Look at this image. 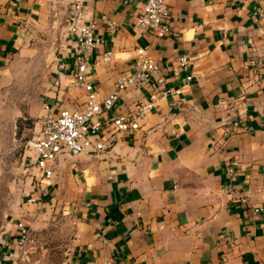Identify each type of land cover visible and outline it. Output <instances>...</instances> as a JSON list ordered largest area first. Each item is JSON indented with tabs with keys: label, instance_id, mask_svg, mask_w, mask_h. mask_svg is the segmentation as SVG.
<instances>
[{
	"label": "crops",
	"instance_id": "0c3cea01",
	"mask_svg": "<svg viewBox=\"0 0 264 264\" xmlns=\"http://www.w3.org/2000/svg\"><path fill=\"white\" fill-rule=\"evenodd\" d=\"M74 2L102 40L90 72L99 98L120 73L134 71L136 47L159 65L168 93L139 130L103 134L111 139L106 151L59 156L54 184L35 172L0 229V264L13 263L17 224L41 231L56 213L65 264H264V81L252 84L246 64L251 55L264 60V0H165L170 33L162 38L133 28L144 0ZM42 11L38 0H0V92L13 64L30 54ZM63 43L60 86L55 81L44 101L68 109L83 92L68 85L73 43ZM105 51L108 62L94 60ZM184 55L188 66L178 70ZM143 94L122 92L103 117Z\"/></svg>",
	"mask_w": 264,
	"mask_h": 264
},
{
	"label": "built area",
	"instance_id": "2783aa9c",
	"mask_svg": "<svg viewBox=\"0 0 264 264\" xmlns=\"http://www.w3.org/2000/svg\"><path fill=\"white\" fill-rule=\"evenodd\" d=\"M83 14L81 5L73 2L68 5L65 18V36L73 43L68 85L72 89H81L83 100L73 103L68 109H60L59 106L44 102L43 114L37 120L35 136L26 142L27 163L46 182V186L55 182V162L59 156H76L86 151H106L111 139L107 137V140H102L103 134H130L139 130L158 99L168 93L164 88L163 78L159 76V65L147 55L144 47H136L132 62L134 71L120 73L107 96L99 98L93 90L90 72L94 63L91 53L102 44V40L94 35L96 23L85 21ZM258 15L264 19V2ZM168 18L165 0H144L141 12L133 18L132 25L140 31L150 29L156 38H162L170 33ZM100 20L109 30L115 29L111 21L104 17ZM248 44L251 45V42L248 41ZM110 57L111 52L105 51L94 60L108 62ZM188 62L189 57L184 55L177 58L175 64L178 70H185ZM246 64L252 73V84L264 81L262 58L251 55ZM186 80H189V77ZM127 90H142L144 94L141 100L132 103L126 111H119L104 118L120 94ZM227 172L230 173L231 168H228ZM28 202L36 203L38 200L30 198ZM258 211L259 209L253 210ZM17 230L13 241L15 256L12 264L22 260V250L30 240L28 228L17 224Z\"/></svg>",
	"mask_w": 264,
	"mask_h": 264
},
{
	"label": "rangeland",
	"instance_id": "374dc122",
	"mask_svg": "<svg viewBox=\"0 0 264 264\" xmlns=\"http://www.w3.org/2000/svg\"><path fill=\"white\" fill-rule=\"evenodd\" d=\"M42 19L33 27L30 54L11 68V81L0 92V229L13 218L29 193L35 171L27 163L26 142L41 116V106L55 78L64 44L67 7L74 0H38ZM60 86V80H58ZM29 242L17 264H61L66 240L60 233V214H53L41 231H29Z\"/></svg>",
	"mask_w": 264,
	"mask_h": 264
}]
</instances>
